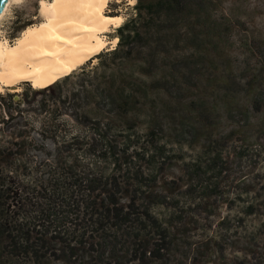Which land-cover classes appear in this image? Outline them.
<instances>
[{
    "label": "rangeland",
    "instance_id": "1",
    "mask_svg": "<svg viewBox=\"0 0 264 264\" xmlns=\"http://www.w3.org/2000/svg\"><path fill=\"white\" fill-rule=\"evenodd\" d=\"M41 1L13 0L0 38L14 45L41 23ZM149 1L107 0L104 14L124 18L101 34L115 42L53 82L0 87L15 94L4 110L22 106L17 118L0 108V187L11 184L0 212L33 228L56 182L75 175L142 213L99 223L80 212L75 230L69 215L44 230L61 257L41 264H264V0H184L160 33L120 47L118 28L133 20L143 32ZM83 171L104 178L86 183ZM59 231L94 247L72 256Z\"/></svg>",
    "mask_w": 264,
    "mask_h": 264
},
{
    "label": "trees",
    "instance_id": "2",
    "mask_svg": "<svg viewBox=\"0 0 264 264\" xmlns=\"http://www.w3.org/2000/svg\"><path fill=\"white\" fill-rule=\"evenodd\" d=\"M142 2V0H139ZM139 2V3H140ZM184 2V0H151L145 4L143 7V32L142 27L137 24L132 27L133 20L125 23L123 26L118 28L119 31V45L120 47H124V42L127 41L126 49L131 50L132 45L135 42V38L140 34L151 36L156 33H160L162 29V22L167 19V15L171 13V10L174 8L175 5ZM140 5V4H139ZM139 7V6H138ZM144 23V24H143ZM128 30V34L125 38V31ZM54 87L59 85V82L56 81L53 83ZM34 93L37 92H46L45 88L42 89H34ZM18 95V94H16ZM15 96L14 93L8 92L7 95H3L0 93V108L4 110V101L6 97L13 98ZM6 109L10 112L11 118H17L18 114L22 110V106L19 104H14L12 102H8ZM5 109V110H6ZM4 110V111H5ZM13 111V112H12ZM14 113H17L14 115ZM4 150H1V152ZM59 151V149H58ZM6 152H2L5 154ZM59 155V154H57ZM49 159V157L47 158ZM49 161H53L50 159ZM52 162L47 163V168H49V173L53 175V168ZM10 173H14L13 169H8ZM85 174V171L82 172ZM86 176V183L89 182H97L101 181L104 177L102 175L97 174H85ZM54 177V176H53ZM70 179L73 181L69 184L67 182H56L55 189L50 193L54 197V201L51 204H47L46 207L41 208L40 211L43 214V220L41 224H36L33 228H28L26 225H29L23 220L14 219V217H8L6 212H0V264H5V259L10 262V264H18L16 261L18 259L25 257L28 259L29 264H41L40 262L42 259L47 257H59L60 253L57 252L60 249L57 248H50L47 244V236L48 233L44 232L45 229L50 231L52 226L55 227L57 230L59 221L67 218L71 214H75L76 218H73L72 225H74V230L77 227V222L79 221L77 214L80 212L83 213L84 217H87L86 214L89 215L91 219L87 217V219L91 222L97 221L99 223L103 222L104 220L110 219H118V220H135L141 213L140 210L136 206V200L133 199V202L128 203L127 205L120 204L116 197V190L109 189L110 192L104 195H94L93 191L98 187L97 184L94 183L91 185V188L86 190H82L81 187H78L77 182L79 181L75 175H71ZM116 188V187H115ZM11 184H8L6 188L4 186L0 187V196H5V193L10 194ZM119 190V188H117ZM69 213L62 218L59 216L61 213ZM74 212V213H73ZM145 212V211H144ZM148 213V211L146 212ZM152 217V216H151ZM36 226L39 228L36 229ZM45 226H50L46 228ZM71 232V231H69ZM50 233V232H49ZM66 235L64 232L59 231L55 234H52V237H57L60 240V244L64 249H70L71 255H77L79 250L94 247L93 243L90 240L85 239L86 233L80 231L78 233V237H72L70 241H62ZM75 238V239H74ZM90 239V238H89ZM61 246V250H64ZM153 254L159 256L160 253L156 250L153 251ZM61 257V255H60Z\"/></svg>",
    "mask_w": 264,
    "mask_h": 264
},
{
    "label": "bare ground",
    "instance_id": "3",
    "mask_svg": "<svg viewBox=\"0 0 264 264\" xmlns=\"http://www.w3.org/2000/svg\"><path fill=\"white\" fill-rule=\"evenodd\" d=\"M13 0L0 9V20ZM107 0H42V21L27 27L16 44L0 38V87L28 80L45 86L71 67L103 50L101 35L122 23L121 15H105Z\"/></svg>",
    "mask_w": 264,
    "mask_h": 264
},
{
    "label": "water",
    "instance_id": "4",
    "mask_svg": "<svg viewBox=\"0 0 264 264\" xmlns=\"http://www.w3.org/2000/svg\"><path fill=\"white\" fill-rule=\"evenodd\" d=\"M5 1L6 0H0V9L2 8V6H3V4H4Z\"/></svg>",
    "mask_w": 264,
    "mask_h": 264
}]
</instances>
